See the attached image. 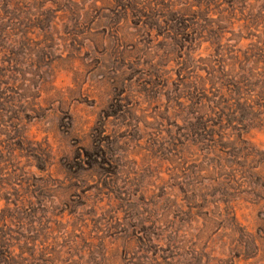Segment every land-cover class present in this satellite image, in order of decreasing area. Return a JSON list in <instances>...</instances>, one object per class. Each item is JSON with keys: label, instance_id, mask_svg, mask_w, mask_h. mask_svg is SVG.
Returning a JSON list of instances; mask_svg holds the SVG:
<instances>
[{"label": "clouds", "instance_id": "9594fccd", "mask_svg": "<svg viewBox=\"0 0 264 264\" xmlns=\"http://www.w3.org/2000/svg\"><path fill=\"white\" fill-rule=\"evenodd\" d=\"M0 264H264V0H0Z\"/></svg>", "mask_w": 264, "mask_h": 264}]
</instances>
